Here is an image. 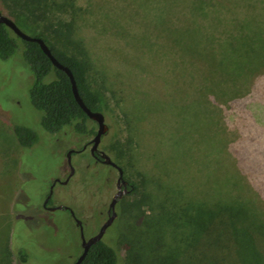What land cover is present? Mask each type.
Segmentation results:
<instances>
[{"label":"rangeland","instance_id":"rangeland-1","mask_svg":"<svg viewBox=\"0 0 264 264\" xmlns=\"http://www.w3.org/2000/svg\"><path fill=\"white\" fill-rule=\"evenodd\" d=\"M34 2L0 0V12ZM41 4L29 27H19L87 60L109 128L99 150L134 186L105 236L120 264H195L164 258L185 249L201 214L205 228L210 211L231 208L239 214V264H264L255 242L264 237V0ZM33 82L22 47L0 59V264H18L9 252L15 234L25 264H74L83 252L79 226L69 211L47 210L46 195L71 175L67 154L87 146L72 154L74 174L55 187L52 206L72 209L89 239L108 221L119 172L93 158L94 138L43 129ZM17 125L37 131L33 148L21 149Z\"/></svg>","mask_w":264,"mask_h":264},{"label":"trees","instance_id":"trees-1","mask_svg":"<svg viewBox=\"0 0 264 264\" xmlns=\"http://www.w3.org/2000/svg\"><path fill=\"white\" fill-rule=\"evenodd\" d=\"M34 1L36 2L33 3L35 5L34 8L43 7L41 6L42 0ZM34 8L31 9V5H29L18 11L13 9L7 16L18 26L21 25V22L23 25L28 26L30 25V18L31 21L33 19L31 11ZM34 11L33 14L35 15L36 11ZM26 13H29V16H25ZM36 30L37 28L32 27L29 31L34 32ZM33 36L43 38L51 48L54 56L62 64L71 69L76 79L80 95L86 105L95 112L105 113V106L100 95L93 91L89 84L87 60L80 59L57 47L50 38L45 36L44 32L42 34L34 33ZM21 47L23 49L24 60L31 67L34 76V82L30 89V100L32 105L43 113V129L50 135H57L68 130L80 138H94L98 132V124L89 118L77 102L69 76L53 65L50 58L44 53L38 43L22 40L5 24L0 23V59L4 61L9 60ZM14 134L22 150L33 148L39 141L37 131L27 126H15ZM50 205H53V198L50 201ZM228 210L210 211L209 216L211 221L205 228L201 225L203 218L201 212L203 210L201 212L198 211L201 214L200 221L196 223L197 231H193V239L190 238V243L186 245L182 252L177 254L173 253L164 258V261L177 262L181 255V262H194L195 264H205V262H209V264H213L212 262L239 264L243 262V245L239 241L234 220L237 219L239 214L237 215V212L234 213L233 208L230 211ZM206 211L205 209L204 212ZM150 217L148 216V218ZM153 224L154 219H152V222L148 226H153ZM91 226L94 228L93 225ZM99 230V225H97L94 228V235ZM198 230H201V236L198 235ZM16 235L10 240L9 252L15 256L18 264H25L28 262L29 256L23 247H18ZM255 242L257 250L264 261V237L262 235L260 237L257 236ZM81 264H120L119 251L113 243L104 237L100 242L91 246L86 258Z\"/></svg>","mask_w":264,"mask_h":264},{"label":"water","instance_id":"water-1","mask_svg":"<svg viewBox=\"0 0 264 264\" xmlns=\"http://www.w3.org/2000/svg\"><path fill=\"white\" fill-rule=\"evenodd\" d=\"M0 23L5 24L8 28H10V30H12V32L16 36H18L22 40L38 43L41 46L44 53L50 58L53 65L56 68L64 71L69 76L71 83H72L74 96H75L77 102L82 107V109L86 112V114L89 116V118L98 124V132L92 141V143H93L92 152L95 153L96 151H99V146L101 144L102 138L109 130L108 125L106 124L105 115L102 112H95V111L91 110L86 105V103L84 102L83 98L80 95L76 79H75L74 74L71 71V69L69 67L65 66L64 64H62L54 56L51 48L49 47V45L45 42V40L43 38L32 36V35L25 33L11 18L5 16L1 12H0ZM72 153H73L72 151L69 153V158H68V163L72 169L71 175L67 178V180H65V181L57 180L53 184L50 196L48 197V200L46 201V203H48L49 199L52 197L55 185L58 182H61L62 184H68L71 177L73 176L75 170H74V168L72 166V162H71ZM101 155L104 159L105 164L113 166V167L117 168L119 171V179H118L119 192L114 196V198L110 204V208H111V210H113L112 217L101 227L100 231L95 236H93L87 240L85 237V234H84V228L82 226V221L78 220V224L81 225V236H82V240H83V253L81 254V256L78 258V260L74 264H81L83 262V260L86 258L91 246L100 242L104 238L107 230L113 224V222L117 216V213H116L117 203L123 197L124 194L128 193L127 190L121 191V184L127 185V183H128L124 177V170L116 162H114L105 152L102 151ZM58 209H68V207H64V206L52 207V208H50V211H56ZM71 213L73 215H75L74 211H71Z\"/></svg>","mask_w":264,"mask_h":264},{"label":"flooded vegetation","instance_id":"flooded-vegetation-1","mask_svg":"<svg viewBox=\"0 0 264 264\" xmlns=\"http://www.w3.org/2000/svg\"><path fill=\"white\" fill-rule=\"evenodd\" d=\"M87 150V146H84L83 148H82V150H80V151H75V150H71L73 153L72 154H74V153H81V152H84V151H86ZM70 151V152H71ZM69 152V153H70ZM101 152L102 151H96L95 153H93L92 152V149H91V154H92V156H93V158L98 162V163H102V164H105L104 163V159H103V157H102V155H101ZM69 153L67 154V157L69 158ZM107 165V164H106ZM110 166V165H109ZM113 167V166H112ZM113 168H115V167H113ZM115 169H117V168H115ZM72 170V169H71ZM118 170V169H117ZM72 172V171H71ZM119 172V171H118ZM71 180V179H70ZM127 181V180H126ZM128 183H127V185H124V184H121V191H128V192H130V191H132L133 190V188H134V186L129 182V181H127ZM57 184H62L61 182H58ZM57 184L55 185V187L57 186ZM55 187H54V189H55ZM117 187H118V184H117ZM52 189V188H51ZM118 192H119V188H118ZM50 193L51 192H49V194H48V196H47V198H46V200H45V202H44V207L47 209V210H49L50 211V208H52L53 206L52 205H50V201H51V199L53 198V195H52V197L49 199V201H48V203H46V201L48 200V197L50 196ZM118 204V203H117ZM117 206V205H116ZM64 207H67V206H64ZM58 210H66V211H69L70 213H71V211H73L72 209H70V208H68V209H58ZM57 211V210H56ZM75 214V213H74ZM107 214H108V220L112 217V215H113V210H111V208H109V210H108V212H107ZM71 215H72V218L75 220V222H76V224L79 226V229H80V231H81V225H79L78 224V219L76 218V215H73L72 213H71ZM115 221V220H114ZM82 226H83V228H84V224L82 223ZM112 226V225H111ZM110 226V227H111ZM101 229V228H100ZM109 230V229H108ZM108 230H107V232H108ZM100 231V230H99ZM107 232H106V234H107ZM106 234H105V236H106ZM95 236V235H94ZM104 236V237H105ZM93 237V236H92ZM81 238H82V236H81ZM87 239V238H86ZM88 240V239H87ZM82 243H83V240H82Z\"/></svg>","mask_w":264,"mask_h":264}]
</instances>
